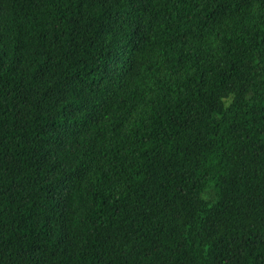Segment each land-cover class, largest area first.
<instances>
[{"label":"trees","instance_id":"1","mask_svg":"<svg viewBox=\"0 0 264 264\" xmlns=\"http://www.w3.org/2000/svg\"><path fill=\"white\" fill-rule=\"evenodd\" d=\"M0 264H264V0H0Z\"/></svg>","mask_w":264,"mask_h":264}]
</instances>
